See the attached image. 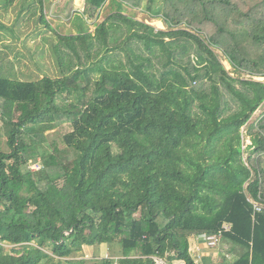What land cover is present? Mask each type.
Wrapping results in <instances>:
<instances>
[{
  "label": "trees",
  "instance_id": "obj_1",
  "mask_svg": "<svg viewBox=\"0 0 264 264\" xmlns=\"http://www.w3.org/2000/svg\"><path fill=\"white\" fill-rule=\"evenodd\" d=\"M83 1L77 23L108 0ZM110 1L93 33L51 30L59 78L0 76V264H86L101 245L120 255L90 264H195L190 238L224 225L229 264H264V208L249 202L264 205V114L245 150L240 133L264 104V0H163L166 30L122 11L155 0Z\"/></svg>",
  "mask_w": 264,
  "mask_h": 264
},
{
  "label": "rangeland",
  "instance_id": "obj_2",
  "mask_svg": "<svg viewBox=\"0 0 264 264\" xmlns=\"http://www.w3.org/2000/svg\"><path fill=\"white\" fill-rule=\"evenodd\" d=\"M155 1L156 3L152 6L153 10L151 12L147 11L146 5L143 2V4L134 7L125 5L122 7V11L125 15L131 16L136 21L149 23L154 26L156 30H166L167 26L162 21L156 20V18L161 19L163 17V0ZM3 2L5 1H0V67L2 68L0 76L9 77L11 75L12 79L32 82L45 76L51 79L60 77V65L56 55L52 51V45L57 42V38L53 35V32H57L61 35L75 36L88 28V31L93 33L96 25L104 21L110 13L116 10V6H114V4H111V6L108 5L109 2L107 1L100 10L96 20L86 23L85 19H83V23H77L74 20L77 19L76 14L81 15L83 13V0H47L44 1L42 6L37 0H16L14 5L9 7ZM40 9H43L44 19L50 29L41 22ZM173 28L176 30L190 29L185 26L184 23L175 25ZM202 31V34L198 33V35L205 39L208 35L213 33L212 26L210 25H205ZM217 54L221 58L226 70L234 78L249 79V73L236 72L225 60L221 52H217ZM68 61L73 62L72 54H70ZM263 114L264 104L253 114L247 126L241 129L242 150H245L247 146L251 145V139L247 135L249 124L255 123ZM63 128L67 127L65 126ZM63 133L64 131L61 130V128H54L51 131L45 132L44 135L49 137V141L54 140L59 142L60 136ZM5 140V127L0 119L1 151H6ZM251 150H253V148ZM249 155V153L243 155L242 158L244 163H247ZM262 157H264V155ZM40 164V160L37 158L35 161H31L28 164L29 169L38 171L42 168ZM59 184H61V182ZM263 206L262 208H264ZM201 241L203 242V239ZM225 243H227L225 240H221L218 245L212 249H207L206 245L202 248V244H200L199 249L196 247L190 248V253L195 259H198V256L202 254L217 253L212 252L214 250H227L228 246H224ZM80 254L86 264H90L91 261L96 259L107 257L117 258L120 255V248L118 246L109 247L107 245H101L100 247H84Z\"/></svg>",
  "mask_w": 264,
  "mask_h": 264
},
{
  "label": "crops",
  "instance_id": "obj_3",
  "mask_svg": "<svg viewBox=\"0 0 264 264\" xmlns=\"http://www.w3.org/2000/svg\"><path fill=\"white\" fill-rule=\"evenodd\" d=\"M42 1H47V0H42ZM108 2H109L108 5L111 6L112 2L110 0H108ZM202 239H203V242L201 241ZM189 242H190V248L191 249L195 248V247L197 249H199L200 244H202L201 245L202 248H204V246H205L204 237H202V236L192 237V238H190ZM225 245H226V247L228 246L227 250L225 249L226 251L218 249V251L217 250L212 251V252H217L214 254H202V255L198 256V259H195L193 257L195 264H229V263L233 262L236 257L232 254H229V250L232 248H231L229 243H225L224 246ZM207 249H209V248H207ZM174 264H181V263L178 261H174Z\"/></svg>",
  "mask_w": 264,
  "mask_h": 264
},
{
  "label": "built area",
  "instance_id": "obj_4",
  "mask_svg": "<svg viewBox=\"0 0 264 264\" xmlns=\"http://www.w3.org/2000/svg\"><path fill=\"white\" fill-rule=\"evenodd\" d=\"M249 202L252 203L254 212H261L262 211L263 208L259 203L255 202L252 199H249ZM229 230H230V226L224 225L222 230L219 233L214 234V235L204 236V244L209 249L216 247L217 244L219 243L220 239H221L223 232H228Z\"/></svg>",
  "mask_w": 264,
  "mask_h": 264
}]
</instances>
